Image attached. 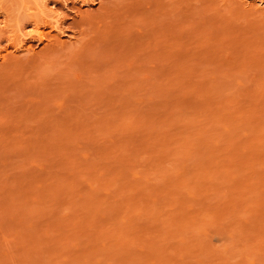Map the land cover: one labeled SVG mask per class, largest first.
I'll list each match as a JSON object with an SVG mask.
<instances>
[{
    "label": "rangeland",
    "instance_id": "rangeland-1",
    "mask_svg": "<svg viewBox=\"0 0 264 264\" xmlns=\"http://www.w3.org/2000/svg\"><path fill=\"white\" fill-rule=\"evenodd\" d=\"M260 1L0 0V264H264Z\"/></svg>",
    "mask_w": 264,
    "mask_h": 264
},
{
    "label": "bare ground",
    "instance_id": "bare-ground-1",
    "mask_svg": "<svg viewBox=\"0 0 264 264\" xmlns=\"http://www.w3.org/2000/svg\"><path fill=\"white\" fill-rule=\"evenodd\" d=\"M260 3H264V1H263V0H261V1H260ZM263 5H264V4H263Z\"/></svg>",
    "mask_w": 264,
    "mask_h": 264
}]
</instances>
